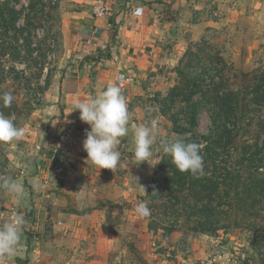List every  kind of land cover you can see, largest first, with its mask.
I'll use <instances>...</instances> for the list:
<instances>
[{"label": "crops", "instance_id": "crops-1", "mask_svg": "<svg viewBox=\"0 0 264 264\" xmlns=\"http://www.w3.org/2000/svg\"><path fill=\"white\" fill-rule=\"evenodd\" d=\"M95 1L60 0L56 12L58 62L45 97L47 103L36 109L39 126L44 128L49 142L57 143L63 130L74 126L80 147L61 152L55 149V144L53 150L43 152L41 157L48 162L45 167L52 170L40 171L38 176L26 175L28 184H36L25 191L36 199L33 216L28 218L26 207L19 212L27 221L21 244L14 256L0 259V264H111L112 259L116 260L114 264H137L126 260L132 254L120 245L123 238L110 230L105 204L112 195L131 193L140 186L137 177L132 186L123 180L127 171L122 166L131 172L130 165L135 162V127L152 124L145 114L149 109L146 98L156 90L158 82L166 80V67L175 65L176 58L189 44L242 17L249 4L257 9L264 3V0H106L112 12L105 19H97L91 13ZM138 9L139 14L135 13ZM98 28L102 34L88 45L87 40ZM120 75L130 78L126 91L122 92L130 112L129 132L118 146L123 163L112 171L100 170L87 161L82 147L85 132L90 128L80 121L79 112L72 109L78 100L91 99L110 85L120 87ZM58 166L65 167V174L53 171ZM28 201L24 200V204ZM12 214H2L0 224ZM134 218L138 224L139 217ZM151 235L149 232L147 243L154 246L148 241L157 236ZM165 237L161 236V246L170 247L171 241L166 244ZM170 237L174 241L183 235L173 233ZM189 240L192 252L189 262L211 264L209 259L215 251L201 245L208 243V238ZM243 251L245 264H263L253 252ZM140 254L144 264H186L185 255L180 252L171 255L146 248ZM226 257L218 264H234Z\"/></svg>", "mask_w": 264, "mask_h": 264}, {"label": "rangeland", "instance_id": "rangeland-1", "mask_svg": "<svg viewBox=\"0 0 264 264\" xmlns=\"http://www.w3.org/2000/svg\"><path fill=\"white\" fill-rule=\"evenodd\" d=\"M57 1L56 5L49 6L48 0H0V50L4 42H6L7 47H10L8 52L10 55L4 56L1 60L0 93L9 91L15 97L10 107H4L0 102V112H3L5 116L12 113L16 125L23 127L25 132L24 136L18 141L0 143V176L17 180L25 189L23 200L10 197L0 190V218L2 214L5 215L7 212L19 213L24 207H26L28 218L32 217L36 199L32 194L30 196L26 194L25 191L26 188L36 184H28L26 175L38 176L40 171L51 169L48 166L45 167L48 162L42 160L41 157L43 152L53 150L55 144V149L61 152H69L78 148L65 149L59 146V137L71 127L63 130L57 143L55 140L49 142L50 140L45 137L43 132L44 128L39 126L40 117L36 113L38 107L45 106L47 103L45 97L52 82V72L56 69L58 62L59 40L57 37L58 20L56 12L60 0ZM31 5H34V7L31 8ZM258 7L254 9L253 5L250 6L249 4V10L242 17L233 19L222 30L208 31L200 41L189 44L190 47L178 55L175 65L169 64L166 67L168 72L165 77L166 80L157 83L156 90L150 93L145 103L147 107L152 109L151 112L147 111L145 114L146 118L149 119V123L155 126L157 141L154 148H159L162 141L176 136L172 133L175 123L172 121L171 116L180 114V108L186 107V105L185 103H177L170 113L165 114V112L163 113V107L165 106L162 101L172 88L181 84L182 78L177 70L180 62L187 60L188 52L196 53L198 49L202 48L204 52L223 59V64L207 69L209 71L207 78L208 82L211 81L210 78L212 77H215V81H220L219 70L224 69L221 77L225 84V90L245 91L251 83L252 73L255 70L260 71L264 68V3L263 6L260 3ZM14 13H17V16H15V19H17L15 20L16 30L20 31L17 43L15 42L17 40L13 37L15 30L10 29L12 28L11 22L14 21L11 19ZM5 23L8 24L7 27L11 31L9 34L5 33ZM24 30H26L25 33L22 32ZM52 40L55 42L54 46ZM165 108H169V105ZM259 112L261 119H263L264 107L259 109ZM179 117L182 119L181 116ZM251 117L254 116H250L249 119ZM257 123L258 118L253 123V128L257 126ZM178 124L185 125V122L181 120ZM211 126V113L206 109L200 116L198 130L201 134H207ZM72 128L75 129L76 133V127L72 126ZM44 131L46 132V130ZM163 155L162 151L156 152L150 165L148 163H132L130 165L131 172L128 167L124 169V166H122L123 171H127L123 180L132 186L134 181L138 179L139 185L145 189L146 185L154 179ZM56 168L53 170L54 172H56ZM118 179L120 178H116V180ZM40 180H42V176ZM141 186L137 191L131 193L114 194L111 199H107V204H105L108 206L110 230L123 238L120 245L132 254L131 258L126 259L129 262L133 260L137 264H144L140 256L142 249L154 248L158 252L171 255L176 252L183 253L186 264H192L189 262V253L191 255L192 252L187 239L191 238L192 240L194 237L200 236L205 239L208 238V243L201 242V245L210 246V251H215L213 257L229 250L230 252L221 257L227 255L228 258L226 257V259L231 258L234 264H245L247 263L243 251L245 249L247 252H253V255L264 264V247L256 252L253 246L254 238L257 237L259 232L252 231L247 220L241 218L239 221L243 223L242 227H230L228 230H220L214 235H194L188 231L174 232L183 235L182 239L174 240L176 242L172 241L171 234L149 228V223L152 221L150 215L145 218L139 217V222L136 224L134 209L139 202H142L140 197L145 196V190ZM24 200H29L27 205L24 204ZM131 214L133 217H131ZM257 221L260 227H264V219L258 218ZM148 231L152 234L151 236H157L156 239L148 241H152L154 246L147 243ZM162 235L166 236L164 238L166 244L170 243L169 240L171 241L170 247L161 246ZM213 246L216 247L213 248ZM229 254H232V256L229 257ZM212 258L209 259V263L214 264L211 262ZM113 261L115 263L116 260L112 259L111 264H114Z\"/></svg>", "mask_w": 264, "mask_h": 264}, {"label": "trees", "instance_id": "trees-1", "mask_svg": "<svg viewBox=\"0 0 264 264\" xmlns=\"http://www.w3.org/2000/svg\"><path fill=\"white\" fill-rule=\"evenodd\" d=\"M15 16L17 13L11 17L14 21L10 29L15 30L13 37L17 40L20 31L16 30ZM7 25L5 33L9 34ZM9 50L4 42L0 66L2 58L10 55ZM186 57L177 70L181 84L163 99V105H169L163 107V113H170L177 103H185L180 114L171 116L175 123L172 133L202 145L204 174L181 173L172 157L164 154L154 179L145 187V196L140 197L150 209L149 228L166 234L188 231L214 235L230 227H242L241 218L247 220L252 231L259 232L253 245L258 252L264 247V227L257 221L264 219V118L259 112L264 107V68L252 73L245 91L225 90L221 77L224 69L219 70L220 81L212 77L208 82L207 78V69L223 64L222 58L202 48L188 52ZM206 109L211 113L212 126L207 134H201L199 119ZM256 118L258 123L253 128ZM181 120L185 125L178 124Z\"/></svg>", "mask_w": 264, "mask_h": 264}, {"label": "clouds", "instance_id": "clouds-1", "mask_svg": "<svg viewBox=\"0 0 264 264\" xmlns=\"http://www.w3.org/2000/svg\"><path fill=\"white\" fill-rule=\"evenodd\" d=\"M139 11L138 9L137 13ZM14 99L9 91L0 93V102L4 107H10ZM75 111L79 112L80 121L90 128L85 132L86 138L82 145L87 153V161L100 170L116 169L123 163L122 152L118 150V146L122 144L121 138L129 132L130 121L128 102L122 89L118 85H110L91 99L78 100L72 109V112ZM148 111L151 112L152 109L149 108ZM24 134L23 127L16 125L13 115L5 116L0 112V143L18 141ZM156 141L154 124L136 126L133 132L134 161L150 165L156 152L162 151L172 157V163L181 173L188 172L193 176L204 174L201 144L187 141L179 135L162 141L159 148H154ZM0 190L10 197L23 200L22 184L11 177L0 176ZM134 211L140 218L150 215V209L145 202H139ZM26 223L24 215L14 213L6 222L0 224V259H7L17 253Z\"/></svg>", "mask_w": 264, "mask_h": 264}, {"label": "built area", "instance_id": "built-area-1", "mask_svg": "<svg viewBox=\"0 0 264 264\" xmlns=\"http://www.w3.org/2000/svg\"><path fill=\"white\" fill-rule=\"evenodd\" d=\"M49 1V6H53L57 4V0H48ZM112 12L111 6L107 3L106 0H96L95 3L92 6L91 13L92 15L97 18V19H105L107 18ZM137 13V11L135 12ZM138 12L137 14H139ZM102 34V29L98 28L93 31V37L87 40V44L91 45L93 44L94 39L96 36ZM53 46L55 45V42L52 40ZM130 82V78L125 77L124 75H120L118 77V83L120 84V88L122 89V92H125L126 90V84ZM59 146L64 147L65 149H71V148H77L80 147V142L79 139L75 133V129L71 127L68 131L64 132L60 137H59ZM66 172L65 167L63 166H58L56 168V174L61 175ZM226 251V250H225ZM227 252H224L216 255L215 257L212 258V263H217L219 260L222 258L221 256L225 255Z\"/></svg>", "mask_w": 264, "mask_h": 264}]
</instances>
